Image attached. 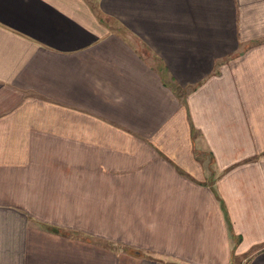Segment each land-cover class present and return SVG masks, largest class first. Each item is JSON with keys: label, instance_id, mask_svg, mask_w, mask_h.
I'll list each match as a JSON object with an SVG mask.
<instances>
[{"label": "crops", "instance_id": "obj_1", "mask_svg": "<svg viewBox=\"0 0 264 264\" xmlns=\"http://www.w3.org/2000/svg\"><path fill=\"white\" fill-rule=\"evenodd\" d=\"M0 264H264V0H0Z\"/></svg>", "mask_w": 264, "mask_h": 264}]
</instances>
